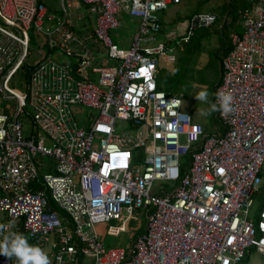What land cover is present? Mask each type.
Listing matches in <instances>:
<instances>
[{"label": "built area", "instance_id": "2783aa9c", "mask_svg": "<svg viewBox=\"0 0 264 264\" xmlns=\"http://www.w3.org/2000/svg\"><path fill=\"white\" fill-rule=\"evenodd\" d=\"M79 1L96 16L81 39L39 0H0V224L50 245L52 264H240L251 249L264 255V198L252 214L264 185V0H245L242 33L231 34L221 61L214 100L230 92L233 110L218 112L219 134H206L180 97L158 87L159 60L174 61L156 40L160 14L180 0H129L127 14L139 24L126 49L111 38L125 9L119 0ZM69 8L62 6L66 16ZM45 18L53 29H42ZM216 19L196 14L187 31ZM18 73L24 92L11 87ZM11 101L16 108L3 110ZM43 157L52 172H42ZM140 213L143 232L106 248L97 228L115 222L108 234L123 233ZM0 264L16 261L0 255Z\"/></svg>", "mask_w": 264, "mask_h": 264}, {"label": "rangeland", "instance_id": "374dc122", "mask_svg": "<svg viewBox=\"0 0 264 264\" xmlns=\"http://www.w3.org/2000/svg\"><path fill=\"white\" fill-rule=\"evenodd\" d=\"M42 4L44 5V7L47 10V16H54V17H62V10H61V0H41ZM69 1H74V0H69ZM78 0L75 1V5ZM201 2V4H199V6L202 8V10H208L209 9V5H213L215 3H218L219 0H206V3H203V0H180L177 3H174L170 6H168L167 10H165L164 12H162L160 14V18L163 24V20H164V25H166V33H172L174 32L175 35H177V33L180 31L181 27H185V21L183 18H185L189 13H191L190 11H192V9L194 7H196L197 5L195 4L196 2ZM212 1L211 4H208L207 2ZM83 12L85 13L86 11L83 9ZM81 14V12H79ZM162 16H164L162 18ZM73 18V17H72ZM93 18V16L91 17ZM75 20V18H73ZM133 25L136 22V19H131ZM178 21V22H175ZM126 24L123 21L120 23V27H119V31L120 32H125L126 34V30H124L126 28ZM91 26V24H89ZM55 26V22H51L48 21L47 18L44 19L43 24H42V29L43 30H51L53 29V27ZM89 26V29H90ZM82 29V27H78L76 26L74 28L75 30V34L77 36L78 39H81L84 35L82 32H77V30ZM92 29V28H91ZM90 29V30H91ZM214 30L213 26L208 28V29H202L199 30L198 32H196V36L198 34L204 33V32H208V35H206V37H203L201 40V47H202V53L200 55V57H197V61L196 59L193 58H183L180 62L178 60V49L181 50L180 48H183V45L178 46L177 48L175 47V51L172 54L168 53L172 56H174L177 61L176 63H170L165 59H160L159 60V77L162 78L163 81V88H167L170 83V77L172 73H174V69L176 68V73L178 74L177 79L175 80L177 81V83L182 87L180 88L181 93H183L182 96V110H186V112H188L191 116L194 122L198 123L199 125H201L202 127H205V133L206 134H212L213 130H215V127L218 126L216 120H215V115L216 112H213L210 116H201L199 115V110L201 109H208L211 105V86L214 81L212 78H215L216 74L215 72H213V63L209 64L212 60V54H213V50L215 48V43H216V34L212 33V31ZM211 32V33H210ZM30 38H31V43H30V52H31V57L30 59H32L33 61L37 59L38 54L36 53L37 49H38V41H37V37L35 35V33H33L32 31L29 32ZM161 39H163V36L161 35ZM84 45H86V41H82ZM194 44H190L189 47H192ZM90 47V46H89ZM187 49V48H185ZM101 52H103L102 56L104 59L106 58L105 52L103 51V49H101ZM193 54L194 57L197 56V54H195V52H191ZM94 56H96L94 54ZM203 57V58H202ZM179 62V63H178ZM204 73H207L209 75L208 76V83H211L210 85V89L207 90L208 92V102L207 103H201L199 102L195 96L193 95L194 92V87L193 85L197 84V88L199 87L200 89H198V93L202 90H206L207 89V85L205 82L204 77ZM201 83V84H200ZM203 84H205L206 86H204ZM11 87H13L14 89H16L19 92H24L25 90V76L22 73H18L11 81ZM201 88H203L201 90ZM3 110L9 109L10 111H13L16 108V103L11 101V102H6L3 104ZM1 110V108H0ZM28 110H30L28 108ZM81 118V117H79ZM20 121L22 123V127H23V132L26 134L29 131L30 128V122L29 119L23 115L20 118ZM118 125V131L122 132L125 127L126 124L123 121H118L117 122ZM46 145H49V143L47 141H45ZM40 164L41 166H43V170L42 172H52L53 171V160L51 158L48 157H43V158H39ZM264 170V169H263ZM264 180V176L262 177ZM156 185H158V183H156ZM261 191L262 193L259 196L255 197V203L254 206L252 208V214H254V212L258 211L262 204H263V198H264V185H262L261 187ZM139 222V227L143 228L144 223H145V216L143 213H140L138 216V220ZM115 222L109 224L106 228H100L102 233V239L104 240L105 244H106V248H114L117 247L119 245H125L126 243H128L130 241V234H131V230L128 227L126 229L125 232L123 233H119L117 235L111 236L110 234H108L109 231H112V228H116L117 225L114 224ZM136 223V222H135ZM49 246L50 245H46L45 247H43V249L48 252L49 251ZM240 264H264V255H261L257 252H255L254 249H251V255L245 257V259L240 263Z\"/></svg>", "mask_w": 264, "mask_h": 264}, {"label": "crops", "instance_id": "0c3cea01", "mask_svg": "<svg viewBox=\"0 0 264 264\" xmlns=\"http://www.w3.org/2000/svg\"><path fill=\"white\" fill-rule=\"evenodd\" d=\"M75 1L76 0H74V1L61 0V10H62V6H66L67 4L70 5L71 8L67 9L68 16H66L65 12L62 11V17H60V18L66 17L68 20L71 21V23L74 25V27H76V26L82 27V29L77 30V32H82L83 35L85 37H87L88 35H91L92 32H93L96 16L89 11L87 6L82 5L79 0H78L79 2L77 1L78 3H76V5H75ZM128 1L129 0H119L120 4L125 8L124 10H122V12L119 15L120 23L122 21L124 23L128 22V24H126V28L124 29V30H126V34H125L124 31L120 32L119 28L111 33V38L113 39V41L115 43H117L120 48H123V49H126V48L129 47V45H130V43L132 41L133 35H134L135 31L137 30V27H138V24H139L138 19H136V22L133 25L131 19H135V18H132V17H130L127 14L126 8H127V5H128ZM39 2L42 3L41 0H39ZM202 2L206 3V0H203ZM211 2L212 1H209L207 3L211 4ZM223 3H224V1L219 0L218 3H215L213 5H209L210 7H209L208 10H204V9L202 10V8L199 6V4H201V2L200 1L196 2L195 4L197 6L194 7L192 9V11H190L191 13H189L185 18H183L184 20H187V21H185L186 23L184 24L185 27H181L180 31L177 33V35H175L174 32L166 33V25H164V20H163L162 29H161L160 33L157 35V38H156L157 42L165 43L168 47H170L172 49V54L175 51V47L177 48L178 46L183 45L184 47L180 48L181 50L178 49V51H179L178 52V55H179L178 60H179V62L183 58L196 59L197 57L202 56V55H200L202 53L201 40H202L203 37H206V35H208V32L207 33L204 32V33L198 34L196 36V32L199 31V30H196V31H193V32H191L189 34L188 31H187L188 21L191 19L192 16H194L196 14H202V13H215V14L221 16V12H222L223 6H224ZM83 9L86 11L85 13L83 12ZM79 12H81V14ZM92 16H93V18H91ZM72 17L75 18V20ZM163 17L164 16H162V18ZM175 22H178V21H175ZM89 24H91V26ZM236 24L240 27V30H241V25H242L241 16L239 17V21L237 23L236 22L233 23L229 19L226 20V19L219 18V21H217L215 24L212 25L213 28H214L212 33L216 34V43H215V48H214L213 54H212V60H211V62L209 64H212V63L214 64L213 65V72H215V74H216L215 78H212L213 81H214V84H217L219 82V80H220V77H221V63H220V61H216L214 59L215 53L217 51L218 52L222 51V49H224V48L229 46V42H228L227 38H228L229 34L230 35L232 34V31H236L237 30ZM89 26H90V29L92 28L91 30L89 29ZM212 26H210V27H212ZM210 27H208V28H210ZM208 28H206V29H208ZM200 30H202V29H200ZM161 35L163 36V39H161ZM185 38H187L186 42L184 41ZM191 43L194 44V45L192 47H189ZM173 44H175V47H174ZM86 46L88 47V49L91 52L93 51L94 54H100L99 57H101L102 54H103V52H101V49H103V51L106 53L105 49L102 48L100 45H98L93 40L86 41ZM185 48H187V49H185ZM191 52H195V54H197V56L194 57L195 55L193 56V54ZM94 54H93V56H94ZM55 57L57 59H59V57H60L66 62L67 61L72 62L73 60L77 59V58H74V59L73 58H66L65 56H63L62 54H59V53H56ZM101 58H103V57H101ZM176 61H177V59L174 57V61L172 63H176ZM196 61H197V59H196ZM75 62H76V60H75ZM175 72H176V68L174 69V73ZM174 73H172L170 75H173ZM207 75H209V74L204 73V77H203L205 79V82H206V85H207L206 91L208 89H210V86L213 85V84L210 85L211 83H208L209 80H208V76ZM157 81H158V78H157ZM197 84L198 83L193 85V87H194L193 95L194 96L198 93L197 92L198 89H200L199 87L197 88ZM203 85L206 86L205 84H203ZM208 85H210V86H208ZM202 89L203 88H201V90ZM183 93H181V94L180 93L179 94L171 93V95L180 97L181 100H182ZM213 94H214V91L211 94V101L213 99ZM182 105H183V102H182ZM184 112H186V110H184ZM186 113H188V112H186ZM194 123H196V122H194ZM196 124H198V123H196ZM219 131H220V129L218 127H215V130H213L212 134L217 133ZM100 228L101 227H98L97 231L101 235V234H103V232L100 233L101 232ZM250 255H251V253H250ZM83 264H91V260L90 259H84L83 260Z\"/></svg>", "mask_w": 264, "mask_h": 264}, {"label": "clouds", "instance_id": "9594fccd", "mask_svg": "<svg viewBox=\"0 0 264 264\" xmlns=\"http://www.w3.org/2000/svg\"><path fill=\"white\" fill-rule=\"evenodd\" d=\"M195 98L201 103H207L208 92L202 90L195 95ZM232 101L233 97L230 92L218 90L215 103H212L206 110H199L198 114L210 116L213 112H220L224 116L232 112ZM0 255L11 260L15 258L16 264H52L49 255L43 248L29 243L23 233L9 231V226L5 224H0Z\"/></svg>", "mask_w": 264, "mask_h": 264}, {"label": "trees", "instance_id": "16d2710c", "mask_svg": "<svg viewBox=\"0 0 264 264\" xmlns=\"http://www.w3.org/2000/svg\"><path fill=\"white\" fill-rule=\"evenodd\" d=\"M222 1H224V3H223L224 6H223V10L221 12V16L214 13L216 15V17H217L216 22L219 21V18H221V19H226V20L229 19L233 23H235V22L237 23L239 21V17L241 15L242 11L246 7H248V5H247V3H246L245 0H222ZM236 27H237V30L236 31H232V34L233 33L241 34L242 33V28L240 30V27L237 24H236ZM230 36L231 35L229 34L228 35V38H227V40L229 42V46L226 47V48H224V49H222V51H219V52L217 51L215 53L214 59L216 61H220V63H221L222 59L225 56H227V54L229 53V51L231 49V46H230ZM221 74H222V69H221ZM177 76H178V74L176 72L173 75H171V77H170V83L171 84H168L169 86L164 89L163 88L162 78H160L159 75H158V81H157L158 82V87L161 90H164V92L166 94H168V95H171V93H176V94H179L180 93L181 94V91H180L181 89L180 88H182V87L177 83V81H175V80H178L177 79ZM220 79H221V77H220ZM219 83H220V80H219V82L217 84H214L213 83V85L211 86V92L214 91V94H215L216 88L218 87ZM214 94H213V99L211 101V104L212 103H215ZM215 120H216V122L218 124L217 127L220 129V131L217 132V133H214V134L222 133L224 131V129H223V126H222L221 122L219 121L218 112H216ZM202 129L205 131V127H202ZM188 161H189V157L186 156V157H184L182 159V164L185 166V165H187ZM262 175H264V174H262ZM40 186H41V184H40ZM38 189H39V187H38ZM47 196L49 197V194H47ZM138 224H139V222L136 221V220L131 221L130 224H129L130 230H132L135 233V235H139L140 233L143 232V228L139 227Z\"/></svg>", "mask_w": 264, "mask_h": 264}]
</instances>
